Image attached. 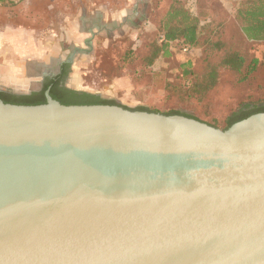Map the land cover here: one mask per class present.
<instances>
[{"label":"water","instance_id":"obj_1","mask_svg":"<svg viewBox=\"0 0 264 264\" xmlns=\"http://www.w3.org/2000/svg\"><path fill=\"white\" fill-rule=\"evenodd\" d=\"M44 97L0 101V264H264V113Z\"/></svg>","mask_w":264,"mask_h":264},{"label":"rangeland","instance_id":"obj_2","mask_svg":"<svg viewBox=\"0 0 264 264\" xmlns=\"http://www.w3.org/2000/svg\"><path fill=\"white\" fill-rule=\"evenodd\" d=\"M88 1L8 0L0 4V58L3 59L1 63L4 66L7 63L15 66L34 63L35 66L41 67L42 74H46L55 71L58 62L68 59L69 72L73 70L72 74H69L68 82L78 90L112 98L131 110L143 107L163 114L173 109L196 117L202 122L216 124L217 127L214 128L220 129L223 126L226 115L233 108L231 104L226 106L220 102L215 103L207 108L205 113L204 108L182 102L179 92L173 88L179 87L184 80L180 64L187 61L186 57L171 52L168 58H159L153 66L146 67L152 43L163 38L159 29L152 23V19L159 16L155 0H94L93 3ZM210 1L216 9L212 16L214 19L220 16L230 17L232 7L237 2ZM193 3L194 0H188L187 6L191 8ZM86 6L94 10L105 7L108 20L112 21L117 13L120 16L125 14L121 29H107L102 35L94 37V43L91 40L86 42L87 49L91 52L89 58H84L85 47L76 42L82 29H73L75 24L80 25V18L83 17ZM140 8L141 11L137 10ZM6 24L24 25L28 29H3ZM248 51L258 61H264V44H253L248 47ZM199 56L196 53L193 68L199 66ZM229 63L236 65L234 58H231ZM11 69L12 67L8 66L9 71H3L4 75L11 74L12 78L17 79L18 73L15 69L12 73ZM28 74L31 78L34 74L37 76L35 70L29 71ZM254 79L252 87L260 88L262 83L264 84V65ZM7 81L0 80V90L26 94L38 88L37 85H21L15 80H12L13 84ZM245 102L246 100H243V103Z\"/></svg>","mask_w":264,"mask_h":264},{"label":"trees","instance_id":"obj_3","mask_svg":"<svg viewBox=\"0 0 264 264\" xmlns=\"http://www.w3.org/2000/svg\"><path fill=\"white\" fill-rule=\"evenodd\" d=\"M8 0H0V4ZM25 0H18L22 2ZM159 16L152 19L156 29L163 35L152 43L146 67L153 66L155 60L168 58L175 48L174 42H180L190 50L201 54L199 66L192 67L190 60L180 64L183 82L173 87L179 92L181 100L197 108H207L215 103L233 107L226 115L220 130H226L233 124L248 117L264 113V84L260 88L252 87L254 76L261 71L264 61L260 62L249 54L248 47L264 44V0H237L228 18L220 16L214 19L215 7L210 0H194L188 7V0H155ZM235 59L236 65L229 63ZM59 76L44 86L41 93L12 96L0 93V101L20 106H38L45 104L44 93L49 90L53 100L65 106L71 105H118L113 101H104L89 93H78L59 88ZM243 100H246L243 103ZM229 102V103H228ZM124 109H128L123 107ZM136 111L158 113L138 107ZM164 115H184L169 110ZM205 123V122H202ZM217 127L216 124H208Z\"/></svg>","mask_w":264,"mask_h":264},{"label":"flooded vegetation","instance_id":"obj_4","mask_svg":"<svg viewBox=\"0 0 264 264\" xmlns=\"http://www.w3.org/2000/svg\"><path fill=\"white\" fill-rule=\"evenodd\" d=\"M138 1L140 2V1H143V0H138ZM141 5L143 6V4H141ZM137 10L141 11V8L137 9ZM135 12H136V10H135ZM124 20H125V18L122 19V21H124ZM122 27L123 26L120 25L119 29H121ZM73 29H82L81 32L78 30L80 32V34L78 36L79 38L76 39V42H78V44L80 46L85 47L84 48V55H85L84 58H89L91 56V52L87 49L86 42H88V40L89 41L91 40V42L94 43V37H92V35L88 31V29H86V27L84 26V18L83 17L80 18V25L77 26V24H75ZM99 33L96 34V36L99 35ZM100 35H102V34L100 33ZM2 60L3 59L0 58V80H4V79L6 81L8 80L7 82H9V84H13L12 80H15V81L19 82L21 85L22 84H24V85L27 84V86H29V85H33V86L37 85L38 88H37V90H32V91H30L29 93H26V94H18V93L11 92L9 90H0V93L7 94V95H12V96H22V95H29L31 93H41L42 90L44 89V86L48 85L52 80H56L59 76H61V79L59 80V85H58L59 88L75 91V92H78V93H83V92L84 93H89L87 91L78 90L77 88H76L77 89L76 90L74 86H71L69 84V82H68V79H69V76H70L69 74H72L73 70L69 72L70 61H68V59L66 61L58 62V63H60L58 65V67H56L57 64L55 65V69H54V66L52 67L55 71H51V72H48L46 74H42V71L40 72V70H42L41 67L35 66L36 64L34 65V63L33 64H31V63H26L25 64L24 63V64H22L23 67H21L22 65H19V64L15 66L12 63H7V65L4 66L1 63ZM74 63H75V61H74ZM8 66L12 67V69H11L12 73H13L14 69L18 73L19 76L18 77L16 76L17 79L16 78H12L11 74L8 75V76L4 75L3 71H9L8 70ZM27 68H30V69H27ZM32 70L33 71L35 70L37 76H35V74H34V76L31 78L30 76H28L29 75L28 73H29V71H32ZM25 71H26V73L28 75L26 73H24ZM39 74H41V75L38 76ZM37 77L39 78V80H38ZM89 94L98 96V97H100L101 100H104V101H113L116 104H120L117 101H115L114 99L109 98V97H104L102 95H99L98 93L97 94L89 93Z\"/></svg>","mask_w":264,"mask_h":264},{"label":"crops","instance_id":"obj_5","mask_svg":"<svg viewBox=\"0 0 264 264\" xmlns=\"http://www.w3.org/2000/svg\"><path fill=\"white\" fill-rule=\"evenodd\" d=\"M88 2L93 3L94 0H89ZM84 8H85L84 9L85 12L83 15L84 26L86 27V29H88L92 37H95L96 34H98L99 32L105 33L107 29H119V26L121 25L122 19L125 15L123 13L124 15L120 16L117 13L112 21V20H108V14L106 13L105 7H101L100 10H96V9L94 10L93 8L91 7L88 8L87 6ZM3 29H28V28L24 25L14 26L12 24H6Z\"/></svg>","mask_w":264,"mask_h":264},{"label":"built area","instance_id":"obj_6","mask_svg":"<svg viewBox=\"0 0 264 264\" xmlns=\"http://www.w3.org/2000/svg\"><path fill=\"white\" fill-rule=\"evenodd\" d=\"M174 46L175 48L172 49V52H175L177 54H180L181 56L186 57L187 61L190 60L191 63L193 64L196 57L195 51L190 50L188 47L182 45L180 42H174Z\"/></svg>","mask_w":264,"mask_h":264},{"label":"bare ground","instance_id":"obj_7","mask_svg":"<svg viewBox=\"0 0 264 264\" xmlns=\"http://www.w3.org/2000/svg\"><path fill=\"white\" fill-rule=\"evenodd\" d=\"M71 84H73V83H71Z\"/></svg>","mask_w":264,"mask_h":264}]
</instances>
